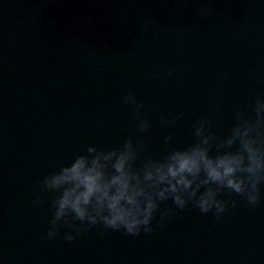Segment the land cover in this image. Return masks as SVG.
<instances>
[{"label":"water","instance_id":"95a60500","mask_svg":"<svg viewBox=\"0 0 264 264\" xmlns=\"http://www.w3.org/2000/svg\"><path fill=\"white\" fill-rule=\"evenodd\" d=\"M261 92L264 0H0V264H264V187L254 208L231 194L219 220L189 205L163 228L157 215L150 234L96 225L71 242L67 226L44 238L53 194L32 203L38 181L90 143L143 135L160 157L192 143L204 115L227 135Z\"/></svg>","mask_w":264,"mask_h":264},{"label":"clouds","instance_id":"9594fccd","mask_svg":"<svg viewBox=\"0 0 264 264\" xmlns=\"http://www.w3.org/2000/svg\"><path fill=\"white\" fill-rule=\"evenodd\" d=\"M122 102L133 106L139 132L147 133L151 122L141 115L143 101L129 92ZM182 115L162 114L160 123L170 127ZM233 119L230 132L218 135L207 115L199 117L192 128L193 142L183 148L169 144L160 157L148 151L143 135L129 136L111 148L88 144L70 163L38 181L34 206L42 203L43 194H53L44 238L54 239L64 226L70 229L63 234L68 242L96 225L125 235L150 234L157 215V226L163 228L167 218L189 205L219 220L237 206L231 194L256 207L264 187V92L254 97L252 113L241 108ZM164 140L171 141L172 133ZM225 193L229 198H223ZM169 200L175 207L162 208Z\"/></svg>","mask_w":264,"mask_h":264}]
</instances>
